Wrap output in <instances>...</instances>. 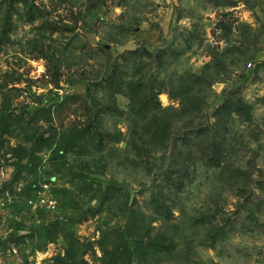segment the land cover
I'll return each mask as SVG.
<instances>
[{
	"label": "rangeland",
	"instance_id": "rangeland-1",
	"mask_svg": "<svg viewBox=\"0 0 264 264\" xmlns=\"http://www.w3.org/2000/svg\"><path fill=\"white\" fill-rule=\"evenodd\" d=\"M235 1L0 0V264H264V0Z\"/></svg>",
	"mask_w": 264,
	"mask_h": 264
},
{
	"label": "trees",
	"instance_id": "trees-1",
	"mask_svg": "<svg viewBox=\"0 0 264 264\" xmlns=\"http://www.w3.org/2000/svg\"><path fill=\"white\" fill-rule=\"evenodd\" d=\"M236 5V1L235 0H231L230 2V6H235ZM222 25L228 29V30H231L233 28V22L227 18H225L222 22ZM115 77H116V74L115 73H112L110 76H108L107 80L113 84L114 81H115ZM112 81V82H111ZM160 92H157L155 96H148V98H146L144 101H143V106H141V109L143 110L144 107L147 109V110H150L152 108L153 105H155V103H159V100H158V95H159ZM247 104H244L242 101H239V104L238 106L240 108H243V106H245ZM221 110L223 108H226L227 109V105L224 104L221 106ZM213 125H215V122L213 124L211 123H208L206 125L204 124H201L198 126L197 130L195 131L194 133V138L192 139H186L185 137L182 139L183 143L186 144V145H189L191 143H193L195 140H198L199 138H202L203 136L205 135H209V134H212L214 133V128H213ZM181 170V169H180ZM178 169H174L172 171V173H170L168 177V179H172L173 177H176V175L178 174ZM156 204V207L157 209L160 211V213H162L164 216H169L170 215V209L166 208V206H164L159 200H157L155 202ZM165 209V210H164Z\"/></svg>",
	"mask_w": 264,
	"mask_h": 264
},
{
	"label": "water",
	"instance_id": "water-1",
	"mask_svg": "<svg viewBox=\"0 0 264 264\" xmlns=\"http://www.w3.org/2000/svg\"><path fill=\"white\" fill-rule=\"evenodd\" d=\"M137 44L136 43H129V44H124V45H121L119 48L121 50L122 53L124 52H127V51H134L137 49Z\"/></svg>",
	"mask_w": 264,
	"mask_h": 264
},
{
	"label": "built area",
	"instance_id": "built-area-1",
	"mask_svg": "<svg viewBox=\"0 0 264 264\" xmlns=\"http://www.w3.org/2000/svg\"><path fill=\"white\" fill-rule=\"evenodd\" d=\"M40 198H41V196H40ZM44 201V200H43ZM42 200H41V202L44 204V202H43ZM49 204V203H51V204H53L54 206H55V201L54 200H47L46 202H45V204Z\"/></svg>",
	"mask_w": 264,
	"mask_h": 264
}]
</instances>
